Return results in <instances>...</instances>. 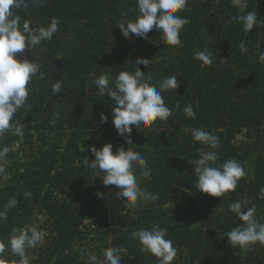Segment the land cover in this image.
Here are the masks:
<instances>
[{
	"label": "trees",
	"instance_id": "1",
	"mask_svg": "<svg viewBox=\"0 0 264 264\" xmlns=\"http://www.w3.org/2000/svg\"><path fill=\"white\" fill-rule=\"evenodd\" d=\"M246 11H256L258 19L249 34L232 21L238 9L231 0H188L180 15L191 23L181 30V45L174 47L155 28L147 39L123 37L118 24L139 15L136 0H15L12 12L21 29L25 21L38 29L49 26L53 18L58 20V31L50 41L25 52L41 51L63 68L58 83L48 67L27 59L39 69L27 85L28 100L14 116V121L25 125L23 135L8 133L0 138V147L11 149L6 171L0 174V211L9 200L17 201L0 222V241L7 244L13 228L28 229L43 217L38 231L46 233L45 242L26 250L30 264H92L91 239L102 243L98 257L103 256L102 248L123 247L127 251L121 264H158L131 234L159 224L167 228L166 238L177 249L172 264H264V246L233 248L225 237L242 223L230 211L237 200H249L248 206L257 208L256 216L264 218V199L259 198L264 187V63L258 60L264 52V0H248ZM242 41L246 54L239 50ZM205 47L213 50L210 67H201L202 62L194 59V53ZM138 58L152 61V84L158 87L175 75L180 87L161 92L173 109L167 121L141 126L140 132L133 126L136 147L132 150L144 156L152 169L147 179L140 177L139 166L135 173L146 192L159 196L133 209L116 198V186H104L83 161L86 156L94 159L92 146L100 149L111 143L114 152L121 145L129 147L112 123L114 101L95 95L94 82L110 73L114 87L120 71L134 73ZM56 84L63 89L59 95L53 92ZM177 103L179 110L174 107ZM188 103L196 119L183 113ZM100 113L108 116L107 123H100ZM192 128L217 136L219 148L194 142ZM24 147L28 151L22 159ZM201 148L217 152V165L228 159L241 163L246 178L235 191L220 198L198 191L190 163L199 159ZM79 187L85 189L83 194ZM26 191L30 197H25ZM5 259L7 264H18L20 258L9 248ZM96 264L101 260L96 259Z\"/></svg>",
	"mask_w": 264,
	"mask_h": 264
},
{
	"label": "clouds",
	"instance_id": "2",
	"mask_svg": "<svg viewBox=\"0 0 264 264\" xmlns=\"http://www.w3.org/2000/svg\"><path fill=\"white\" fill-rule=\"evenodd\" d=\"M14 4L15 0H0V138L8 133L18 137L23 135L25 125L14 121V116L28 100L30 89L27 85L39 69L36 62L14 57L17 53H23L26 48L38 47L42 41H50L58 31L59 24L58 20L53 18L49 26L33 29L30 23L25 21L21 29L19 17L13 16ZM136 4L139 15L135 20L118 24L124 38L135 36L147 39L148 33L155 28L166 44L174 47L181 45V30L191 23L189 18L180 15L187 10L188 0H136ZM231 4L238 9V14L231 18L232 21L241 24L243 31L249 34L258 26L257 12L246 11L248 0H231ZM239 50L242 54L248 52L243 41ZM212 52V48L205 47L202 51L194 53V59L202 62L201 67H210L214 60ZM258 60L264 63V52L259 54ZM151 63L148 59L138 58L135 61L134 73L120 71L115 77L114 87L110 86V73L101 74L95 79V88L98 90L95 95H107L114 101V107L111 109L112 123L117 134L129 147L125 149L121 145L114 152L111 143L100 149L92 146L90 152L94 159L90 160L86 156L83 161L84 166L92 169L94 176L98 177L104 186H116L119 189L115 192L116 198L127 201L128 206L133 209L141 202L159 199L157 194L146 192L141 187L135 173V168L139 166L140 177L147 179L151 177L152 169L148 167L144 156L132 150L136 147L132 139L133 126L140 132L141 126L148 128L157 120L167 121L173 115V109L165 104L161 92L177 90L180 87L179 78L175 75L160 81L158 87L152 84V72L149 70ZM138 65H143L147 71H142ZM62 91L59 84L53 88L57 95ZM174 107L180 109L178 103ZM183 113L189 119H196V111L191 103L184 106ZM55 115L56 118L59 117L58 112ZM107 122L108 116L100 113V123ZM190 132L194 142L213 150L219 148V138L210 132L202 128H192ZM10 151L8 146L0 147V174L6 171ZM197 151L199 159L191 161L190 164L194 165V175L197 177L195 187L198 191L210 197L220 198L225 193L235 191L239 181L246 178L244 167L236 159H228L217 165L219 157L216 151L204 148ZM30 195V192H25V197ZM97 197L103 199V194L98 192ZM259 198L264 199V187L260 189ZM250 203L249 200H237L230 204V211L242 222L225 233L233 248L246 249L256 244L264 246V222H261L264 218L256 216L257 208L255 204L249 207ZM16 204L15 199L8 201L0 211V222L7 219L8 211ZM167 233V228L154 224L150 228L134 230L131 238L138 240L142 251L156 257L158 264H172L177 257V249L173 242L166 238ZM45 235L46 233L36 228H13L7 244L0 241V264H7L5 254L9 248L11 253L20 258L18 264H30L26 250L36 247ZM126 251L123 247L105 249L107 264H121V255ZM91 261L96 264V257L91 256Z\"/></svg>",
	"mask_w": 264,
	"mask_h": 264
},
{
	"label": "rangeland",
	"instance_id": "3",
	"mask_svg": "<svg viewBox=\"0 0 264 264\" xmlns=\"http://www.w3.org/2000/svg\"><path fill=\"white\" fill-rule=\"evenodd\" d=\"M14 58H19L21 60L34 59V60L44 64L46 67H48L52 71L55 79L59 83L61 71H62V68H63L62 63L49 61L48 57L43 52H41V51L25 52L24 51L23 53H17L16 57H14ZM241 139H242V136H239L238 139H237V142L241 141ZM16 150H18V146L16 147ZM27 151H28V147H24V152H21L19 157L23 159V157L27 154ZM84 191H85V189L83 187H79V192L81 194H83ZM43 220H44L43 217H38V220L35 222V224L29 226L28 229L36 228L38 230L39 226L42 224ZM42 232H44V231H42ZM44 242H45V238L43 237L42 241L38 244V246H42ZM89 244L91 246L89 251H94V252L91 253V255L95 256L96 259H100L103 264H107V261L105 260V257H104V250H105L104 248H102L103 256L102 257H98L97 248H99L100 245H102V243H99V242L95 243L91 239V241H89ZM77 247H79V246H76V248Z\"/></svg>",
	"mask_w": 264,
	"mask_h": 264
}]
</instances>
